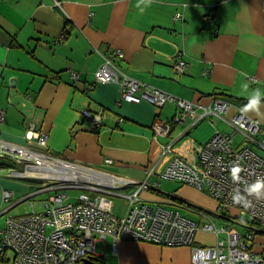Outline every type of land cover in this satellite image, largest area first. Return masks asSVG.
Instances as JSON below:
<instances>
[{"label": "crops", "instance_id": "crops-1", "mask_svg": "<svg viewBox=\"0 0 264 264\" xmlns=\"http://www.w3.org/2000/svg\"><path fill=\"white\" fill-rule=\"evenodd\" d=\"M176 14L182 18L174 20ZM114 50L122 57L113 56ZM104 56L113 57L126 74L177 98L205 107L218 99L229 107L222 118L197 123L186 118L168 136L155 138L152 123L175 115L176 106L126 102L119 84L96 82L94 74ZM179 61L186 64L183 73L173 69ZM72 72L79 74L78 81L72 80ZM257 88L264 93L262 0H151L148 6L147 0H0L2 138L33 145L25 134L30 124H36L47 134L49 154L138 182L158 181L159 188L140 192L141 198L149 204L181 205L193 211L182 212L191 219L198 214L194 211L209 209L211 201L217 208V203L180 182L174 196L168 197L159 191V174L174 154L196 162L202 145L216 131L231 133L223 118L244 110ZM85 110L103 111L97 129L89 126ZM243 112L259 122V135L264 133V96L259 115ZM168 142H173L172 153L164 155L147 178V168ZM233 143L247 144L240 133H235ZM16 163L0 158V208L3 190L11 191L14 199L30 195L24 182L2 175ZM131 188L135 187L123 191ZM40 201L29 198L24 211L30 205L38 207ZM100 203L118 213L125 210L124 204L117 206L110 197ZM208 236L213 237L198 232L194 242L206 245L203 238ZM101 256L102 264H191L189 247L139 241H121L113 252L110 239L109 257L103 247L95 254Z\"/></svg>", "mask_w": 264, "mask_h": 264}, {"label": "built area", "instance_id": "built-area-1", "mask_svg": "<svg viewBox=\"0 0 264 264\" xmlns=\"http://www.w3.org/2000/svg\"><path fill=\"white\" fill-rule=\"evenodd\" d=\"M55 3L59 6L58 2ZM262 13L264 17V0ZM181 18L180 14L174 16V20ZM113 56L120 58L122 53L114 50ZM173 69L183 73L186 64L179 61ZM94 76L96 82L119 84L121 98L126 102L145 101L156 107L172 103L176 106L175 115L152 123L155 138L168 136L172 127L183 123L186 118L193 123L203 118L212 120L213 116L222 118L220 114L229 107L227 102L218 99L214 100L212 106L205 107L177 98L126 74L109 56L103 57V64ZM71 78L74 82L78 81L79 74L72 72ZM197 107H200V113H197ZM84 116L92 129H97L104 118L102 110L96 113L85 110ZM3 120L4 112L0 111V124ZM223 120L233 131H216L202 145L196 167L174 154L159 174L164 179L190 185L199 191L206 190L217 203L220 216L228 221L219 226L199 211L194 212L200 213L204 221L198 222L178 209L164 207L163 202L155 201L156 206L146 203L140 192L157 190L158 181L145 179L138 182L49 154L46 150L47 134L36 124H30L25 134L33 145L7 141L0 133V158L8 157L23 165L22 169L6 168L8 172L4 177L40 183L33 193L18 199L13 198L11 191L3 190L2 201L9 205L0 215L34 195L59 192L41 200L38 207L30 205L24 214L6 218L5 226L0 230V253L10 251L11 264H84L83 259L95 257L98 241L104 243L111 239L113 252L117 251L121 241H139L189 247L191 264H264V199L258 201L245 191L249 184L264 179V159L248 144L235 146L233 143L235 133H240L245 142H252L264 149V133L259 135V122L247 117L242 109L230 119ZM172 147L173 142L161 146L160 158L147 168V178L155 173L159 160L172 153ZM107 163H111V160H107ZM237 164L242 171L239 182H234L231 168ZM127 186L135 188L125 194L122 191ZM65 190L79 191L75 202ZM237 194L245 198L239 204L232 200V196ZM108 196L124 200L125 210L116 213L103 207L100 201ZM230 209L245 212L257 225L246 227L244 234H241L232 223H245V217L239 214L230 216ZM198 232L212 234L214 245H195ZM220 235H224V238H220Z\"/></svg>", "mask_w": 264, "mask_h": 264}, {"label": "rangeland", "instance_id": "rangeland-1", "mask_svg": "<svg viewBox=\"0 0 264 264\" xmlns=\"http://www.w3.org/2000/svg\"><path fill=\"white\" fill-rule=\"evenodd\" d=\"M258 139H260V137H258ZM247 144L253 149L255 150L259 156H261L263 159H264V149L254 143H248ZM182 157V156H180ZM190 163L191 165H193L194 167H196V162H188ZM13 168H16V169H22L23 165L21 162H17L16 164H13L12 165ZM7 172H8V169H4L2 170V175L3 176H6L7 175ZM7 179H10V180H13L11 178H7ZM160 179L162 180L161 181V188L159 191H161L162 193L164 194H167L168 197L170 196H174V194L176 193V189L178 188L179 186V182L177 181H170V180H167V179H164L162 177H160ZM14 181H17V182H21L25 185H28L30 190L29 192L30 193H33L39 186H40V183L38 181H34V180H14ZM177 185V186H176ZM176 186V188H174ZM171 188V190H169ZM28 189V188H27ZM134 190V188H131L129 191H122L123 193H129L130 191ZM65 192L69 195L72 196V201L75 202L76 201V196L79 194V191H72V190H65ZM201 192H204L206 195H208L213 201H215L210 195L209 193L204 190V191H201ZM56 193H59V192H54V191H49V192H46V193H42V194H38V195H35L33 197L30 198V200H43V199H47L50 195H53V194H56ZM110 198H112L114 201H115V204L117 206H120L123 204L124 200H117L116 198L114 199L113 197L111 196H108ZM167 197V198H168ZM192 202V201H191ZM1 208H0V214L1 212L3 211V209L8 206L9 204H4L2 199H1ZM26 202L24 204H20L18 206H16L15 208H13L11 211L7 212L6 214L4 215H0V230L3 229V227L5 226V221H6V218L7 217H10V216H17V215H21V214H24L25 211H24V206H25ZM212 201L210 203V208H205L203 207L204 211H199L201 213H204V212H207V213H204L206 215H208L207 217L212 220L216 225H221L223 223H228L227 220H225L224 218H222L220 216V209L219 208H213L212 206ZM150 205H153V206H156L155 203H150ZM164 207H167V208H174V209H178L181 211V213H185L187 214V208H184L182 207L181 205L179 206H171V205H167V204H163ZM200 207H202L201 205H198ZM24 211V212H23ZM118 213V212H116ZM182 213V214H183ZM230 213L229 214L230 216H234V215H243L245 217V220H249L251 221L250 217L243 211L241 212H238L234 209H230ZM192 218H194L195 220H197L198 222H201V221H204V218L203 216H200V213L199 214H192ZM233 227L235 229H237L241 234H244V232L246 231V227H250V224H247V223H241V222H237V221H234V223H232ZM263 228H264V225H263ZM220 238H224V235H220L219 236ZM1 238V237H0ZM205 239V240H204ZM203 241H206V245H214L215 243V238L214 237H206V238H203ZM195 245H197L195 242H194ZM199 245L197 246H200V245H204L205 242H203L202 244L198 243ZM102 247L106 249V253L109 257V254H110V239H107L104 243L102 241H98L96 243V246H95V250H94V253L95 254H98V253H102ZM11 259H12V253L10 251H7V252H4V253H0V264H11Z\"/></svg>", "mask_w": 264, "mask_h": 264}, {"label": "clouds", "instance_id": "clouds-1", "mask_svg": "<svg viewBox=\"0 0 264 264\" xmlns=\"http://www.w3.org/2000/svg\"><path fill=\"white\" fill-rule=\"evenodd\" d=\"M145 0H139V3H144ZM151 4V0H147V6ZM139 7V4L137 5ZM141 13L144 11V8H140ZM245 91L248 89V85H244ZM264 96V93L260 91L259 88L254 89L252 91L251 99L249 100V103L245 105L244 110L245 112L252 111L259 115V109H260V99ZM242 171L241 167L237 164L234 165L231 168V177L234 182H239L240 176L239 173ZM245 191L249 196L255 197L256 200H262L264 199V179H257L255 182L249 184ZM232 200L234 203H241L245 200L244 197L240 196L239 194L232 196ZM247 206V204L245 205Z\"/></svg>", "mask_w": 264, "mask_h": 264}, {"label": "water", "instance_id": "water-1", "mask_svg": "<svg viewBox=\"0 0 264 264\" xmlns=\"http://www.w3.org/2000/svg\"><path fill=\"white\" fill-rule=\"evenodd\" d=\"M84 264H98V259L94 256H89L88 258L83 259Z\"/></svg>", "mask_w": 264, "mask_h": 264}, {"label": "trees", "instance_id": "trees-1", "mask_svg": "<svg viewBox=\"0 0 264 264\" xmlns=\"http://www.w3.org/2000/svg\"><path fill=\"white\" fill-rule=\"evenodd\" d=\"M244 222L247 223V224H250V226L257 225V223H255L253 220L249 221V220H245L244 219ZM96 258L98 259V261L100 262V264H102L103 259L102 258H99V257H96Z\"/></svg>", "mask_w": 264, "mask_h": 264}]
</instances>
